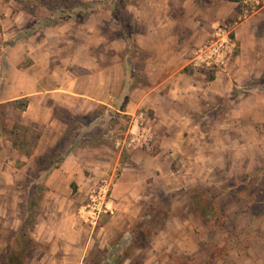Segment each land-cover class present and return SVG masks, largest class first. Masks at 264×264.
I'll use <instances>...</instances> for the list:
<instances>
[{
  "label": "crops",
  "instance_id": "crops-1",
  "mask_svg": "<svg viewBox=\"0 0 264 264\" xmlns=\"http://www.w3.org/2000/svg\"><path fill=\"white\" fill-rule=\"evenodd\" d=\"M152 1L132 6L136 18L118 40L103 32L104 27L112 30L114 22L103 21L97 12L84 22L61 20L43 26L32 10L36 2L27 9L8 5L5 18L0 10V44L14 39L9 54L0 53V97L4 99L0 104L27 100L21 124L42 133L30 161L49 156L66 133V123L55 116L56 108L90 114L102 107L107 115L130 119L125 138L114 148L88 141L66 154L58 168L45 173L44 196L30 230L31 238L45 248L39 250L41 258L30 264H160L163 248L159 243L149 248L132 244L127 249L131 227L146 218L143 207L158 202V191L190 190L226 174L230 153L227 146L219 148L218 142L237 136H231L227 127L240 123L243 106L253 103L258 111L259 89L255 88L231 102L233 113L213 115L225 108L222 100L231 99L264 74V34L260 33L264 13L236 28L234 39L240 52L211 80L204 72L186 70L193 46L204 40L202 35L211 26L230 18L232 8L238 17L241 0H155L154 5ZM24 30L27 34L22 37ZM116 44L124 47L121 60H116ZM136 74L142 80L135 82ZM140 112L148 119L152 149L126 148L123 154L130 135L138 131L131 117ZM114 137L107 131L102 139ZM0 143L3 221L8 192L29 189L34 178L15 166L20 154L12 142ZM107 175L115 177L110 212L102 216L95 232L77 214L95 182ZM10 202L15 210L20 207L18 200ZM22 204L23 216L14 222L20 227L27 200ZM120 240L126 242L118 244Z\"/></svg>",
  "mask_w": 264,
  "mask_h": 264
},
{
  "label": "rangeland",
  "instance_id": "rangeland-1",
  "mask_svg": "<svg viewBox=\"0 0 264 264\" xmlns=\"http://www.w3.org/2000/svg\"><path fill=\"white\" fill-rule=\"evenodd\" d=\"M32 1L38 5L32 10L36 12V17L43 22V26L52 25L61 20L74 22L71 16H63L59 14V11L84 8L88 12L102 14L103 21L109 18L111 22H114L112 30L104 27L106 31L103 30V32L108 31L116 40L127 33L126 25L136 18L132 6L138 7L147 4V0H0V10L4 11L5 18V8H8V5H19L27 9V6L31 7ZM152 2L154 5L155 0ZM163 4L166 5V2ZM230 11H233L231 17L227 18L225 22H217L216 26L233 23L237 20V16H233L234 9L232 8ZM261 25L260 33L264 34V18L261 20ZM216 26L213 28L211 26L209 33L202 35L205 36L204 40L193 46V53L189 61L197 47L208 41ZM26 34V30H24L22 37H25ZM233 34L235 35V32ZM13 40L9 37V42L0 44V53L7 56L6 54H9L7 50L11 46L9 43ZM113 47H115L116 60H121L124 53L123 45L116 44ZM130 49L133 55L137 53L133 47ZM239 52L240 49L237 45L229 65ZM186 70L193 71V68L188 66ZM204 73L208 77L212 76L209 72ZM255 88L259 89L258 111L253 103L243 106V118L240 117V123L227 127V132H231V136L237 135L235 136L237 141L234 142L235 137L232 136L231 140L226 138L225 142H218L219 148L228 147L226 150L230 153L226 157L228 172L212 177L209 184L193 188L197 189L196 191L207 189L204 190L205 193L203 190L200 191L198 196L201 206L204 208L202 213L209 223L201 221L193 212L194 209L190 201V192L193 189L173 192L158 191V202H150L143 207L144 214H146L145 220L131 227L133 236L132 243L131 240L127 241L129 242L128 250L133 247L132 244L149 248L155 242L156 245L159 243L163 248L162 254H159L158 258L160 264H176L177 261L186 258L190 259V264H264V74L246 84L242 90H237L236 95L231 99L222 100L226 102L225 108L215 111L213 115L225 116L233 113L229 108L231 102L243 91L250 92ZM2 100L4 99L0 97V102ZM26 102V99H22L19 102L0 104V140L12 142L20 154L15 166L20 170L25 169L34 178L33 181L29 180V183L32 181V186L29 189H21L18 193L8 192L9 201L4 204L7 216L3 221H0V245L2 243L0 264H8L10 251L17 249L16 234L20 225L17 224V226L14 222L16 218L23 216L22 201L30 198L36 191H38L36 194L38 202L44 196V181L47 176L45 173L48 168L59 163L58 160L61 156L74 151L79 145H86L88 141L92 145L102 144L114 148L116 142L125 138L124 135L128 131L130 122L126 116L107 115L102 107L96 113L90 114H74L67 109L56 108L55 116L66 123V133L51 150L49 156L37 157L32 162L29 158L34 154L42 138V133L21 124L24 112L22 105ZM107 131L114 133L113 140L102 139ZM1 146L0 143V149ZM231 146L233 148H230ZM126 148L125 146L123 154L126 153ZM126 157L127 155H124V158ZM29 162H32L31 166L26 168ZM99 181H96L95 184ZM218 193H221V196L215 200ZM10 200H18L20 207L15 210V205H12ZM215 201L220 204V207L214 206ZM209 213L211 214L208 216ZM99 228L100 226L95 229V232ZM215 228L216 230H214ZM123 241L126 242V240ZM123 241L120 240L118 244H122ZM43 248L45 247L41 246L40 249L30 251L26 255V263L30 264L32 260L41 258L42 254L39 250Z\"/></svg>",
  "mask_w": 264,
  "mask_h": 264
},
{
  "label": "built area",
  "instance_id": "built-area-1",
  "mask_svg": "<svg viewBox=\"0 0 264 264\" xmlns=\"http://www.w3.org/2000/svg\"><path fill=\"white\" fill-rule=\"evenodd\" d=\"M239 7L240 12L235 22L217 25L208 41L197 47L188 64L193 70L216 76L228 67L237 47L233 33L242 23L264 13V0H241ZM131 120L138 125V131L130 135L126 147L151 150L152 141L147 138L149 125L145 113L140 112L131 117ZM114 184L115 177L110 175L93 186L87 201L77 214L84 225L97 229L102 216L110 212L109 201Z\"/></svg>",
  "mask_w": 264,
  "mask_h": 264
},
{
  "label": "trees",
  "instance_id": "trees-1",
  "mask_svg": "<svg viewBox=\"0 0 264 264\" xmlns=\"http://www.w3.org/2000/svg\"><path fill=\"white\" fill-rule=\"evenodd\" d=\"M35 4H37V3H35ZM94 13L95 12H88V11L84 10V8H76V10L72 9V10H68V11H67V9H63L62 11L61 10L59 11V14H62L63 16H66V15L71 16L74 19V21H76L78 23L86 21ZM210 78H211V80H213V76H211ZM139 80H142V77L140 76V74H138V75L136 74L135 75V82L139 81ZM17 102H19V101H17ZM27 106H28V103L27 102L24 103L22 105V110L25 111ZM29 155H31V154H29ZM65 155L61 156L59 158L60 159V160H58L59 163H57L55 165L53 164V166H50V168H48L47 171L52 170L54 168H58L60 166L61 162L63 161ZM196 190L197 189H193L190 192L191 206L194 209L193 212L201 221L208 224L209 221L206 220V217L202 213L204 208L201 206V203H200L201 201L199 200L200 198L198 196L200 191L203 190V193H205L204 190H207V189H202L200 191H196ZM220 190H222V189H220ZM37 192L38 191H36L35 193H32L30 198L27 199V202H28L27 205L28 206L25 210V214H24V218H23V224L21 225V227L19 228V230L17 231V234H16V236H17L16 248L17 249L15 251H13V250L10 251L9 257H8V264H26V259H25L26 255L30 251H35L37 249H40V247H41V245L38 244L37 242H35L30 236V230L32 229V227L35 225V223L37 221L40 202L43 198V196H42L38 202V200L36 199V194H38ZM220 196H221V193L220 194L218 193V196H216L214 199L217 200L216 198H220ZM215 205L220 207V204L217 201H215L214 206ZM210 214L211 213H209L207 215L209 216ZM209 219H211V218H209ZM214 230H216V228ZM201 249H202V246H201ZM209 260H211V259H209ZM176 264H190V259L186 258L185 260L177 261Z\"/></svg>",
  "mask_w": 264,
  "mask_h": 264
}]
</instances>
